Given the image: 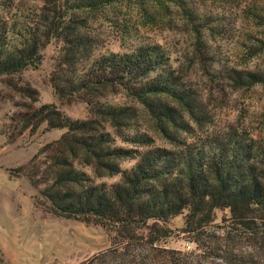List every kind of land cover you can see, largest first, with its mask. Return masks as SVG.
<instances>
[{
	"label": "trees",
	"instance_id": "trees-1",
	"mask_svg": "<svg viewBox=\"0 0 264 264\" xmlns=\"http://www.w3.org/2000/svg\"><path fill=\"white\" fill-rule=\"evenodd\" d=\"M39 1L24 16L17 13L25 0H0V80L37 69L42 44L58 40L53 92L61 102L86 104L89 116L74 120L54 104L25 105L22 131L45 123L64 133L9 176L42 185L35 205L44 212L113 233L107 249L80 264H264V141L236 125L204 137L213 123L207 92L173 70L160 45L95 56L91 25L121 4L137 6L150 23L175 12L193 34V65L212 90L264 88V71L218 66L208 41L226 29L195 0ZM119 29L125 41L131 32ZM256 54L251 48L249 57ZM118 90L137 106L110 103ZM151 130L170 147L156 146ZM116 176L115 183L97 182ZM216 211L227 213L219 224ZM178 217L179 233L191 237L198 255L160 247Z\"/></svg>",
	"mask_w": 264,
	"mask_h": 264
},
{
	"label": "rangeland",
	"instance_id": "rangeland-1",
	"mask_svg": "<svg viewBox=\"0 0 264 264\" xmlns=\"http://www.w3.org/2000/svg\"><path fill=\"white\" fill-rule=\"evenodd\" d=\"M204 16L219 20L226 29L222 36L209 40L218 66L247 68L264 71V0H195ZM40 6L39 0L24 2L18 15ZM120 26L128 27L130 36L121 40ZM98 38L95 56L109 53H125L141 44H158L169 56L173 70L190 78L204 92L213 123L205 128L203 136L224 134L227 126L243 127L254 138L264 141V88L217 92L193 65L194 38L185 21L177 13L163 17L162 21L148 22L135 5L121 4L107 10L91 25ZM119 27V28H118ZM62 43L58 40L44 42L40 49L42 60L37 69H27L21 74L0 80V264H80L110 245L112 232L79 221L59 218L44 212L35 205L40 198L39 190L31 186L25 176L10 178L9 170L26 166L45 145L58 140L64 130L47 131L46 124L35 131H22L18 115L24 106L38 108L54 104L71 119L85 120L89 114L86 104L80 101H59L55 96L50 76L61 54ZM257 54L250 58V49ZM7 80V81H6ZM30 88L32 97L22 93ZM112 104L137 106L120 90L108 97ZM147 122V119H144ZM156 146L170 147L160 136L149 131ZM134 162H123V170ZM15 175V173L13 174ZM119 176L102 178L97 182L107 184L119 181ZM226 212L216 211L215 223L219 224ZM172 237L160 247L198 255L190 236L182 235V217L168 223Z\"/></svg>",
	"mask_w": 264,
	"mask_h": 264
}]
</instances>
